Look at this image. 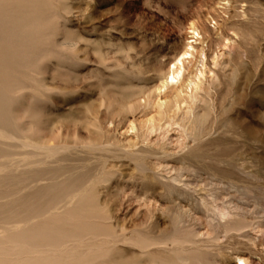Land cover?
<instances>
[{
	"label": "rangeland",
	"instance_id": "rangeland-1",
	"mask_svg": "<svg viewBox=\"0 0 264 264\" xmlns=\"http://www.w3.org/2000/svg\"><path fill=\"white\" fill-rule=\"evenodd\" d=\"M49 1L58 13L57 24L46 27L36 44V51H46L48 56L38 65L44 81L37 89L15 94L10 113L20 117L15 122L18 133L22 128L24 138L46 147L38 149L40 156L59 148L61 155L87 150L93 172L111 173L94 194L101 212L82 221L100 233L98 239L118 243V250L105 262L241 264L235 259L240 256L247 264H264V0ZM228 15L232 16L226 23ZM192 23L204 36L209 57L230 43L227 53L236 77L215 71L210 61L221 86L214 94L217 111L210 115L204 132L217 139L192 158L172 160L168 157L177 152L172 141L165 140L158 128L152 132V125L146 123L156 119V113L142 109L149 95L158 97L159 82L137 81L131 77V66L140 65L151 76L155 61L165 62L168 68L192 41ZM67 40L76 42L77 52L70 54ZM129 106L136 108L134 113L126 112ZM169 135L178 137L174 132ZM130 139L147 154L131 157ZM181 165L188 175L207 183L223 181L226 187L235 183L233 189L228 187L233 192L222 196L228 197L229 192L244 210L240 231L227 232L218 226L217 213L202 206L204 190L197 188L194 194L181 190L183 195L168 190L174 177L168 167ZM21 170L0 169V227L31 216L40 202L50 203L48 198L38 201L28 192H19L29 183L27 177L38 174ZM229 171L238 175L236 181L230 180ZM176 187L184 189L182 184ZM143 240L152 246L141 248ZM43 242L32 239L29 249H45Z\"/></svg>",
	"mask_w": 264,
	"mask_h": 264
},
{
	"label": "bare ground",
	"instance_id": "bare-ground-1",
	"mask_svg": "<svg viewBox=\"0 0 264 264\" xmlns=\"http://www.w3.org/2000/svg\"><path fill=\"white\" fill-rule=\"evenodd\" d=\"M230 7L232 11V3ZM57 14L52 9L49 0H0V24H3L0 30V169L7 171L18 168L24 171H37L36 176L31 174L27 177L26 180L29 183L20 186L19 192H28V197L34 200L40 197L41 199L48 198L51 203L40 202L31 216L24 220L19 219L17 223L14 221L15 223L1 224L0 264H123L121 260L117 263L118 261L115 262L113 259L105 262V258L118 250L116 241L100 240L98 239L100 233L94 231L95 228L93 229L88 224L82 225L83 219L88 220L91 215L101 212L100 202L95 199L94 194L100 184L107 182L106 178L108 179L111 173L93 172L90 168L91 158L87 150L77 154L61 155L60 150L63 149L59 148V151L52 152L51 150L45 153V156H40L41 151L46 147L35 144L33 138H24L21 135L22 128L18 133L19 128L15 127V122H18L20 117L10 113V104L15 94L22 95L40 86V83L44 81L42 79L44 71L38 65L43 58L46 59L48 56L46 51L37 52L36 44L40 41L42 31L46 27L57 24ZM231 16L228 15V19L224 22H229ZM53 27L55 28V25ZM190 34L192 41L186 44L168 68L165 67V62L155 61L151 76L152 72H144L142 67H139L140 65L136 66L133 63L131 66L133 69L132 74L130 73L131 77L137 81L143 83L156 79L159 82V85L155 87L158 97L153 99L149 95L142 109L146 113L149 111L156 113L157 118H151L146 123L152 125V132L156 133L158 128L162 135L166 136L165 140L172 141L171 144L175 146L177 152L170 157L166 153V156L172 160L192 158L201 147L217 139V136L215 137L211 132H204V126L207 125L210 115L217 111L214 94L220 91L221 85L215 71L219 69L232 79L236 71L229 62L231 53H227L230 43L224 46L223 51L211 58L207 55L205 38L196 23L191 24ZM75 43L73 40L68 42L70 54L78 51ZM97 54L101 62H104L100 49L97 50ZM127 58L131 61L130 56ZM210 61L215 71L211 69ZM246 64L248 63L243 62V65ZM126 109L127 113H134L136 110L133 106ZM221 110L226 112L225 108ZM35 116L38 114L36 113ZM171 132L177 134L178 137L169 138ZM132 139L129 140V146L133 149L130 153L131 157L147 154V151L136 149V144ZM168 168L174 172L171 181L176 186L182 184L184 188L178 189L172 183L168 188L169 191L183 195L181 190L194 194L197 188L202 189L200 192H206L202 198V206L217 213L218 226L225 228L227 232L242 229L241 226L245 220H242L244 210L235 203L234 197L229 193L233 192L229 188H234V182H232L233 185L228 182L227 187L223 181L207 183L204 179H196L188 175V170L183 165L178 168L174 166ZM229 177L232 181L238 179L234 171H229ZM67 183L68 185H64ZM227 191H229L226 194L228 197L222 196ZM32 220L34 222H31ZM38 220L41 222L35 224ZM88 236L93 237L87 238ZM32 239L44 240L41 246L45 249L32 252L29 249ZM21 243L24 245L19 246ZM5 244L13 245L12 248L10 246H7L10 248H5ZM139 244L143 249L152 246L147 240L140 241ZM235 259L241 264L248 262L240 256Z\"/></svg>",
	"mask_w": 264,
	"mask_h": 264
}]
</instances>
